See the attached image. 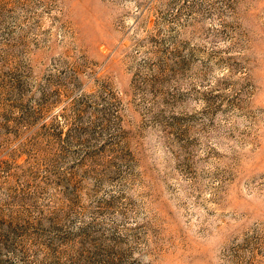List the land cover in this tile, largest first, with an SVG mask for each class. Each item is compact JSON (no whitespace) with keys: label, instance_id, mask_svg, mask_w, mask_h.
Wrapping results in <instances>:
<instances>
[{"label":"rangeland","instance_id":"374dc122","mask_svg":"<svg viewBox=\"0 0 264 264\" xmlns=\"http://www.w3.org/2000/svg\"><path fill=\"white\" fill-rule=\"evenodd\" d=\"M0 264H264V0H0Z\"/></svg>","mask_w":264,"mask_h":264}]
</instances>
